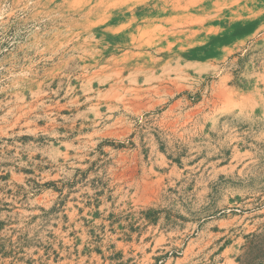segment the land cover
<instances>
[{"label":"rangeland","instance_id":"obj_1","mask_svg":"<svg viewBox=\"0 0 264 264\" xmlns=\"http://www.w3.org/2000/svg\"><path fill=\"white\" fill-rule=\"evenodd\" d=\"M0 264H264V0H0Z\"/></svg>","mask_w":264,"mask_h":264}]
</instances>
